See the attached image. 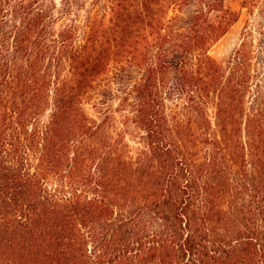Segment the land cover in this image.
Wrapping results in <instances>:
<instances>
[{
    "label": "trees",
    "instance_id": "1",
    "mask_svg": "<svg viewBox=\"0 0 264 264\" xmlns=\"http://www.w3.org/2000/svg\"><path fill=\"white\" fill-rule=\"evenodd\" d=\"M240 6L217 59L225 0H0V264H264V0Z\"/></svg>",
    "mask_w": 264,
    "mask_h": 264
},
{
    "label": "rangeland",
    "instance_id": "2",
    "mask_svg": "<svg viewBox=\"0 0 264 264\" xmlns=\"http://www.w3.org/2000/svg\"><path fill=\"white\" fill-rule=\"evenodd\" d=\"M225 4L233 10L241 9V0H225ZM240 12L241 14L239 21L210 49L209 53L213 57L217 59L227 57L231 53L235 45L238 43L239 32L243 25V19L245 18V10L241 9ZM124 139L130 143L132 150L139 146L136 136L126 135Z\"/></svg>",
    "mask_w": 264,
    "mask_h": 264
}]
</instances>
